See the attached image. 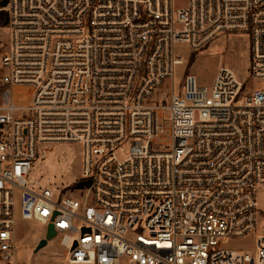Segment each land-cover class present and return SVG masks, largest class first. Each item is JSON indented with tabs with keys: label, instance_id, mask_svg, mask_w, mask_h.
<instances>
[{
	"label": "built area",
	"instance_id": "obj_1",
	"mask_svg": "<svg viewBox=\"0 0 264 264\" xmlns=\"http://www.w3.org/2000/svg\"><path fill=\"white\" fill-rule=\"evenodd\" d=\"M176 1L0 0V264H19L17 215L53 225L67 264H264V235L255 256L224 246L259 230L264 0ZM232 33L247 81L177 84V44ZM64 144L81 185L42 189L35 164Z\"/></svg>",
	"mask_w": 264,
	"mask_h": 264
},
{
	"label": "rangeland",
	"instance_id": "obj_2",
	"mask_svg": "<svg viewBox=\"0 0 264 264\" xmlns=\"http://www.w3.org/2000/svg\"><path fill=\"white\" fill-rule=\"evenodd\" d=\"M184 3L185 0L176 1L177 6H182ZM7 34L8 29L2 27L0 71L1 54L5 44L8 43ZM175 51L183 60V65L176 70L177 84L186 74H193L200 84L210 86L221 67L231 69L242 82L250 78V37L246 33L223 34L197 53H193L185 43L177 44ZM255 84L250 81L248 87L251 88ZM2 93L3 88L0 86V106ZM82 156V147L79 144L52 145L48 147L46 159H39L36 162L31 176L38 181L42 189L62 190L67 185L76 186L83 177ZM68 195L76 197L77 193L69 192ZM257 205L261 214L258 232L242 239L229 240L224 244L226 248L255 256L256 238L264 235V188L258 191ZM15 233V257L19 264H67V251L60 245L58 236L48 241L46 246L37 249L40 241L45 237L44 225L33 220L24 221L17 215Z\"/></svg>",
	"mask_w": 264,
	"mask_h": 264
},
{
	"label": "water",
	"instance_id": "obj_3",
	"mask_svg": "<svg viewBox=\"0 0 264 264\" xmlns=\"http://www.w3.org/2000/svg\"><path fill=\"white\" fill-rule=\"evenodd\" d=\"M85 231V230H84ZM57 237L56 231L53 227V225H49L46 229L45 237L42 239L37 247V249H40L47 245L48 241L54 239Z\"/></svg>",
	"mask_w": 264,
	"mask_h": 264
},
{
	"label": "trees",
	"instance_id": "obj_4",
	"mask_svg": "<svg viewBox=\"0 0 264 264\" xmlns=\"http://www.w3.org/2000/svg\"><path fill=\"white\" fill-rule=\"evenodd\" d=\"M80 185H81L80 183L79 184L77 183V185L75 187H80Z\"/></svg>",
	"mask_w": 264,
	"mask_h": 264
}]
</instances>
